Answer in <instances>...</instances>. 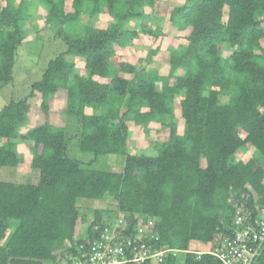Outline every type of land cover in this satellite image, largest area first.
Masks as SVG:
<instances>
[{"label":"trees","instance_id":"1","mask_svg":"<svg viewBox=\"0 0 264 264\" xmlns=\"http://www.w3.org/2000/svg\"><path fill=\"white\" fill-rule=\"evenodd\" d=\"M160 2L37 0L48 27L56 28V43L66 47L59 51L54 38L45 39L57 51L41 79L0 111V168L23 167L27 155L19 145L27 143L38 175L34 184L0 182V264H59L68 245L83 242L84 234L101 236L120 214L153 219L158 245L176 252L158 264H226L215 252L236 239L237 213L246 214V227L261 221L264 0H184L170 12ZM28 4L0 0V91L13 81L28 37ZM85 15L111 21L107 29L83 26ZM167 18L171 27L189 31L186 45L169 54L167 76L120 60L119 51L141 36L165 37ZM35 31L39 38L41 30ZM158 50L149 51V62ZM61 94L63 126L50 122ZM178 97L184 132L177 136ZM34 100L43 121L32 127ZM129 123L145 134L158 123L172 139L153 144L151 155L130 153ZM247 148L254 155L236 160ZM113 157L123 160V169L103 170L102 158ZM83 201L115 210L84 209ZM192 242L211 249H191ZM250 244L249 261L232 264H264V241Z\"/></svg>","mask_w":264,"mask_h":264},{"label":"rangeland","instance_id":"2","mask_svg":"<svg viewBox=\"0 0 264 264\" xmlns=\"http://www.w3.org/2000/svg\"><path fill=\"white\" fill-rule=\"evenodd\" d=\"M22 0H12V3L15 7H18ZM30 2L28 4V11L26 12L30 16L29 22L24 26V29L27 32V39L23 43L22 47L18 52L17 64L13 74V81L7 87H5L2 91H0V111L3 109L5 105H7L11 100H18L24 98L26 94H28L31 85L34 82H37L41 79L43 75L45 66L48 64L50 58L52 57L51 51L49 48L43 44L44 40L49 38H54V33L56 28L48 27L46 23L45 10L37 4V0H26ZM168 2V12H170L173 8L179 7L184 3V0L172 1V0H161V4ZM5 5L4 3H2ZM67 11L71 10V5L68 4L66 7ZM167 12V16H168ZM90 20L88 15L83 16L82 25H90L95 26L98 29H107L111 19L106 15H100L94 21ZM88 22V23H87ZM35 29L41 30L40 37L35 38L37 35ZM163 31L165 33V37L157 40V41H149L143 36H141L137 41H135L133 47L126 48L124 50L119 51V55H121L120 60L123 62H128L134 65L140 71L146 72H156L159 76H167L170 71L169 64V54L173 50H179L181 47L186 45L185 37L188 35L189 31H179L170 26L169 20L164 22ZM42 34V35H41ZM46 37V38H45ZM55 39V48L59 51L64 50L66 46H62V44H57ZM44 45L45 48L42 47ZM159 47L158 54L153 57L151 62L148 61L149 51L156 50ZM54 49V53L57 51ZM73 63L76 64L78 68L84 67L85 62L78 58L71 59ZM180 74L181 71L179 70ZM122 76V75H121ZM181 97H178L176 100V117L175 122L177 123L175 135H182L184 132V121L180 116V107L179 101ZM38 100H34L32 102L33 105V116H32V127L41 124L43 119L40 115H38L37 109ZM66 104V99L63 94L58 96L53 104L52 109L54 114L50 116V122L63 126L65 123V118L61 115L60 111L64 109ZM130 133L128 146L130 153H139L144 152L146 154H153V144L159 142H166L172 139V133L170 129H163L162 126L158 123H152L150 125V133L145 134L141 131L137 126L133 123L128 124ZM29 144L21 143L19 145V149L21 152L27 155V160L23 167L19 169H11V168H0V182H11L15 184H34L38 181V175L34 173L30 168V156L29 155ZM254 155L253 148H247L235 156L236 160L247 159ZM93 159V157H91ZM107 159V158H106ZM102 158L103 170H117L120 171L123 169V160L119 158H109L106 160ZM90 160V158L86 157L85 162ZM107 161L108 163L106 164ZM102 166V165H101ZM82 208H90L93 210L97 209H109L115 210L112 205L101 204L98 202H84L82 203ZM88 226V225H87ZM87 226H85L87 228ZM84 231V228H83ZM72 245V244H70ZM68 245L64 250H62V258L59 264H63L70 252ZM191 249H195L198 251H208L211 249L210 244H203L201 242H192ZM67 257V258H66ZM69 264V263H68Z\"/></svg>","mask_w":264,"mask_h":264},{"label":"built area","instance_id":"3","mask_svg":"<svg viewBox=\"0 0 264 264\" xmlns=\"http://www.w3.org/2000/svg\"><path fill=\"white\" fill-rule=\"evenodd\" d=\"M261 213V221H257L255 226L246 227L243 222L246 214L242 216L239 211L235 218V225L238 227L236 239L222 243V249L218 247L215 255L226 264H232L235 259L249 261L247 251L250 243L264 241V208ZM133 219L137 222L134 226ZM105 225V232L101 236L97 234V237L91 238L84 234L81 239L83 242L77 241L74 246L70 245V254L63 264H140L145 261L158 264L167 255L176 254L175 251L158 245L159 236L152 229V218L135 215L130 219L125 214H120Z\"/></svg>","mask_w":264,"mask_h":264}]
</instances>
